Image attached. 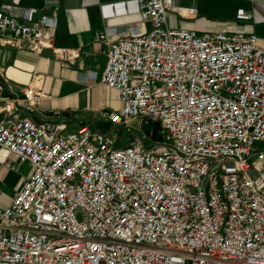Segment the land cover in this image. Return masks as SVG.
<instances>
[{
    "label": "built area",
    "instance_id": "1",
    "mask_svg": "<svg viewBox=\"0 0 264 264\" xmlns=\"http://www.w3.org/2000/svg\"><path fill=\"white\" fill-rule=\"evenodd\" d=\"M48 7L57 9L45 0ZM118 7L150 27L122 33L106 23L97 38L107 63L101 77L87 78L121 102L101 114L109 131L37 121L46 99L40 84L0 88V160L13 167L14 155L31 166L0 213V264H264L257 36L170 28L171 14H199L173 0L104 6L106 19ZM44 11L0 12V44L76 64L81 50L56 46L59 18ZM20 111L27 117L13 118ZM132 121L140 127L122 138ZM151 123L158 140L145 130Z\"/></svg>",
    "mask_w": 264,
    "mask_h": 264
},
{
    "label": "crops",
    "instance_id": "2",
    "mask_svg": "<svg viewBox=\"0 0 264 264\" xmlns=\"http://www.w3.org/2000/svg\"><path fill=\"white\" fill-rule=\"evenodd\" d=\"M131 0H49L56 3L44 8L45 0H0V12L19 18L28 8L56 13L59 18L56 32V46L64 49H80L76 64L67 65L46 51L35 54L27 49H18L0 44V88L10 85L16 92L30 85L40 84L45 101L39 111V122H64L69 131L89 125L96 129L107 127L101 118L104 112L116 113L121 109L114 106L113 99L119 100L116 90L88 80L89 74L102 76L107 63V47L98 41L106 23L118 32H128L137 26L140 32L149 29V24L140 23L135 15L125 14L122 7L115 9V17L106 19L103 7L121 5ZM175 6L197 8L198 17L184 20L175 14L168 18L173 29L194 31L199 35L224 33L255 34L258 45L264 49V0H173ZM117 11V12H116ZM240 12L252 15L250 20H238ZM112 32L110 40L115 38ZM4 105L0 96V118ZM114 108V109H113ZM20 111L13 118L27 117ZM1 159V158H0ZM13 167H7L0 160V213L11 204L15 193L22 187L31 171L29 164H21L14 155L9 156ZM5 189L12 195L3 196Z\"/></svg>",
    "mask_w": 264,
    "mask_h": 264
},
{
    "label": "rangeland",
    "instance_id": "3",
    "mask_svg": "<svg viewBox=\"0 0 264 264\" xmlns=\"http://www.w3.org/2000/svg\"><path fill=\"white\" fill-rule=\"evenodd\" d=\"M113 100H114V102H113L114 106H110L108 109H112V107H115L118 109L119 104L121 106V102L119 100H116V99H113ZM131 126H132L131 130H122L121 132H119V130L115 129V128H114V130H117L120 133L121 137L125 138L130 132L134 133L135 130L138 127H140L139 123L136 121H132ZM99 129L102 131H109V129L107 127H104V128L100 127ZM145 130L146 131L153 130L154 136H156L155 139L156 140L160 139V130L158 129L157 124L151 123L149 126L145 127ZM256 149L260 150V151H264V144H256ZM12 193H13V191L11 189H5L3 191V196H5V197L9 196L10 197L12 195Z\"/></svg>",
    "mask_w": 264,
    "mask_h": 264
},
{
    "label": "trees",
    "instance_id": "4",
    "mask_svg": "<svg viewBox=\"0 0 264 264\" xmlns=\"http://www.w3.org/2000/svg\"><path fill=\"white\" fill-rule=\"evenodd\" d=\"M156 137V136H155Z\"/></svg>",
    "mask_w": 264,
    "mask_h": 264
}]
</instances>
